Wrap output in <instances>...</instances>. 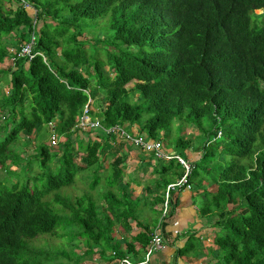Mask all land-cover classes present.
Masks as SVG:
<instances>
[{
	"label": "trees",
	"instance_id": "obj_1",
	"mask_svg": "<svg viewBox=\"0 0 264 264\" xmlns=\"http://www.w3.org/2000/svg\"><path fill=\"white\" fill-rule=\"evenodd\" d=\"M262 9L264 0H0V81L9 76L10 86L0 89V264H83L97 252L108 263L144 259L154 229L141 217L185 169L154 157L138 210L119 187L126 155L103 153L109 142L130 145L117 126L183 154L192 139L182 130L193 127L200 157L190 181L201 186L189 191H200V215L218 229V264H264ZM33 37L34 57L19 56ZM87 105L100 127L83 139L76 122ZM46 128L65 141L40 144V171L28 174L32 160L15 148L22 133ZM77 154L96 165L88 185L104 179L101 194H64L83 169Z\"/></svg>",
	"mask_w": 264,
	"mask_h": 264
},
{
	"label": "rangeland",
	"instance_id": "obj_2",
	"mask_svg": "<svg viewBox=\"0 0 264 264\" xmlns=\"http://www.w3.org/2000/svg\"><path fill=\"white\" fill-rule=\"evenodd\" d=\"M256 14H264V9L262 11H257L255 12ZM84 37L86 38H91V36H88L87 34L84 35ZM9 40V39H8ZM11 41V39L9 40ZM86 47L88 48V46L86 45ZM59 52V50H58ZM8 65H10L9 61H6L3 64V67L6 68ZM132 86V85H131ZM0 89L3 93H10V86H9V76H6L5 78H3L0 81ZM99 97H102V94L99 95ZM101 105H104V103L99 102ZM96 107V106H95ZM94 111H97V108L93 109ZM175 126L177 127V124H175ZM86 130L84 131H79L78 135L83 138V139H87V134H85ZM48 133V135H47ZM175 128H173V134H175ZM45 135V136H44ZM197 135L198 132L195 131V129H193V127H188V128H184L182 130V137L186 140V139H192V143L187 151L188 154V158L192 161L195 162V160L197 158L200 157V153L193 151L196 147H197ZM77 136H73L71 137V141L72 143H76L77 141ZM61 141H65V138L60 137V142ZM50 142V134H49V130L46 128L45 130H34L33 133H22L21 134V140L19 145L15 148V151L17 153H19L20 157L27 161L29 158L32 160L31 163V167L30 169H28V174L31 173H38L40 171V168L38 166V162L34 161L35 158H32L37 150V147L42 144H49ZM166 143V142H165ZM60 144V143H59ZM59 147L61 145H58ZM57 146V148H58ZM62 148V147H60ZM120 152V155H126V162H125V168H126V173L124 174V176L120 179L119 181V187L120 188H126L129 192V195L134 198V200H136L137 202V207L138 210H140L141 207H143V203L146 201L145 197L147 195V190L145 189V186H148V182H150L151 178L154 176L153 175V171H149V167H148V163L150 161H147L145 163V160L140 161V157H147L144 156L143 152H141L140 150L128 144H124L123 146H117L114 145L113 142H109L105 149L104 152L106 154L105 151H107L108 153L106 154L110 160L114 159V155L112 154L113 152L117 151ZM110 152V153H109ZM75 162L77 164V166L79 167H83V169L77 174L76 176V182L73 188H70L69 190L64 191V194L69 195L72 198H76L79 197L80 195H82L83 193H91L94 196H97L98 193H102L105 190V181L104 179L100 181V184L94 189L92 190L90 188V186L88 185L89 182L93 179V174L92 171L94 169V167H96V165L93 166H87V161H86V157L82 154L79 155H75ZM58 159L56 158L54 160V165H58ZM54 167V166H53ZM108 167V165H106V168ZM19 168H24V165H20V167L17 166H13L12 170H18ZM196 183V185L198 184L196 182V179L194 181ZM199 185V184H198ZM197 185V186H198ZM138 186V188H137ZM201 186V185H199ZM215 190V186L210 188V190ZM141 192V193H140ZM148 200L151 202L150 198H148ZM232 208V206H228L227 209L230 210ZM154 210V209H152ZM162 209H160L159 211L156 209L153 212L151 211H145L147 213H149V215L144 216V222L146 221L149 225H151L152 227H155L157 224V221L159 220L160 214H161ZM160 212V213H159ZM133 225V223H132ZM215 231V235H216ZM133 234H136V231L132 232ZM215 235L213 234V238H212V243H214V238ZM47 239V243L48 245H54L56 246L57 244H59V242L62 241V239H54V238H46ZM115 240L118 241L120 243V247L122 249H125L124 246V241L123 239L118 236L116 234L115 236ZM38 244H44V240H40L38 242ZM85 247H83L81 245L80 249H76V252L78 254H82L83 251H85ZM130 258L131 261H138L134 255L132 254H127ZM109 256V255H108ZM108 256L106 258H108ZM83 264H118V261L113 260L112 262L110 261L109 263L106 262L104 259H101L98 255V252L95 253L92 256H88L86 257V259L84 260Z\"/></svg>",
	"mask_w": 264,
	"mask_h": 264
},
{
	"label": "crops",
	"instance_id": "obj_3",
	"mask_svg": "<svg viewBox=\"0 0 264 264\" xmlns=\"http://www.w3.org/2000/svg\"><path fill=\"white\" fill-rule=\"evenodd\" d=\"M147 161H150V159L145 160V163ZM149 171H153V168L150 167ZM199 192H190L187 189H182L173 194V216L171 215L165 221L162 231L166 247L160 252H156L149 264H218L217 247L212 243L213 234L215 235V231L218 229L212 226L214 221L212 217L206 218L200 215L199 203L201 200ZM193 196H196L194 203L192 201ZM160 207L161 203L155 206V209L159 211ZM141 221H144V216L141 217ZM174 222L178 223V227L173 226ZM133 231L137 233L140 229L135 227ZM175 231H178V234ZM132 235L136 234L132 233ZM190 246L193 249L192 251H183ZM179 251L182 252L179 253Z\"/></svg>",
	"mask_w": 264,
	"mask_h": 264
},
{
	"label": "built area",
	"instance_id": "obj_4",
	"mask_svg": "<svg viewBox=\"0 0 264 264\" xmlns=\"http://www.w3.org/2000/svg\"><path fill=\"white\" fill-rule=\"evenodd\" d=\"M23 2V1H22ZM26 3V2H25ZM27 5V4H26ZM26 7H30L29 5ZM34 37L32 38V41L29 44H26L20 51L19 56H28L29 58L34 57V53L32 52L34 42ZM90 110V107L87 105L84 109L83 116L80 117L77 127L81 128L82 130H87L88 128H98L100 127V123L98 120H92L90 116L88 115V112ZM51 126L54 124L50 123ZM116 131V134L118 138L124 139L127 143L132 145V147L136 148L138 150H143L145 153L152 154L155 158L158 159H165V160H171L172 158H177V160L184 166L185 168V174L180 178V180L176 183L169 184L165 190V196H164V203L162 205V213L161 217L159 219V222L155 228H153V232L151 234V240L150 244L147 248V251L144 255V259L142 261L134 262L131 261L129 256L126 255L124 258L120 259L118 261V264H149L153 254L156 252H159L163 250L166 247V243L162 236L163 231V225L165 221L171 217L173 208H172V199L173 194L176 191H180L184 188L191 189L192 185L189 183V177L192 172L191 166L186 162L182 157L180 156H174L171 153H165L162 150V145L160 141H154L150 139L148 136H139L136 137V135H131L127 132L126 129L121 127H116L114 129ZM51 144L53 146L57 145L58 143V137L53 133L50 138ZM174 227H178V223H173ZM176 234H178V231H175Z\"/></svg>",
	"mask_w": 264,
	"mask_h": 264
},
{
	"label": "clouds",
	"instance_id": "obj_5",
	"mask_svg": "<svg viewBox=\"0 0 264 264\" xmlns=\"http://www.w3.org/2000/svg\"><path fill=\"white\" fill-rule=\"evenodd\" d=\"M263 10V9H262ZM262 10H260V11H262ZM258 10H256L255 12H257ZM91 102V101H90ZM91 118V117H90ZM79 119H80V117L78 118V120H77V122H76V125H77V123H78V121H79ZM92 119V118H91ZM93 120V119H92ZM96 120H98V119H96ZM52 124H56V122H51ZM50 124V123H49ZM82 131H84V130H82ZM147 136V135H146ZM58 137V143H57V145L60 143V138H59V136H57ZM50 138H51V136H50ZM50 143V145L51 146H53L52 144H51V141L49 142ZM57 145H55V146H57ZM131 146V145H130ZM189 149V148H188ZM188 149L184 152V154L183 153H178V152H176V151H173V150H168V151H166L165 153H171L172 155H174V156H180V157H182L186 162H188V164L191 166V168H192V161L191 160H189V158L187 157V151H188ZM163 150V149H162ZM163 152H164V150H163ZM199 152V151H198ZM144 154V156H147V157H145L144 158V160H147V159H150V163L148 164V166H151V167H154L155 166V164L157 163V161L155 160V159H153L154 158V156L152 155V154H148V153H143ZM141 158H143V157H141ZM158 159V158H157ZM177 160V158H172L171 160ZM171 160H165V159H159V161H167V162H169V161H171ZM178 161V160H177ZM179 162V161H178ZM180 163V162H179ZM181 164V163H180ZM181 166L184 168V166L181 164ZM185 169V168H184ZM192 172H193V168H192ZM192 172H191V174H192ZM185 174V173H184ZM183 174V175H184ZM191 174H190V176H191ZM180 180V178L178 179V180H176V181H174V182H172V183H176V182H178ZM189 183L192 185V188L191 189H187V188H184L183 190H185V189H187V190H196L197 189V185L196 184H194L193 182H191L190 181V177H189ZM172 183H170V184H172ZM169 185V184H168ZM167 185V186H168ZM167 186H166V188H167ZM166 188H165V190H166ZM165 190H164V193H163V199H164V196H165ZM163 203H164V201L161 203V207H160V209H162V205H163ZM161 213H162V211H161ZM160 217H161V214H160ZM159 221V220H158Z\"/></svg>",
	"mask_w": 264,
	"mask_h": 264
},
{
	"label": "bare ground",
	"instance_id": "obj_6",
	"mask_svg": "<svg viewBox=\"0 0 264 264\" xmlns=\"http://www.w3.org/2000/svg\"><path fill=\"white\" fill-rule=\"evenodd\" d=\"M173 216V215H172ZM176 219V218H175ZM167 227V226H166Z\"/></svg>",
	"mask_w": 264,
	"mask_h": 264
}]
</instances>
